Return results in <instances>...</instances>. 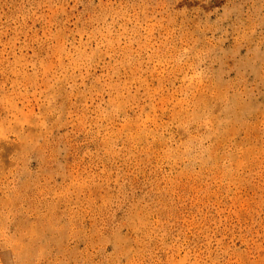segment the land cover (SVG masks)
<instances>
[{"label": "rangeland", "instance_id": "obj_1", "mask_svg": "<svg viewBox=\"0 0 264 264\" xmlns=\"http://www.w3.org/2000/svg\"><path fill=\"white\" fill-rule=\"evenodd\" d=\"M0 264H264V0H0Z\"/></svg>", "mask_w": 264, "mask_h": 264}]
</instances>
